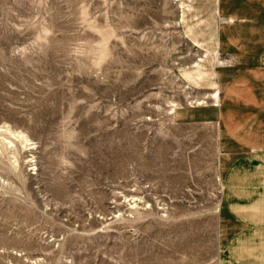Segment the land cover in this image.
Returning a JSON list of instances; mask_svg holds the SVG:
<instances>
[{"label":"rangeland","instance_id":"rangeland-1","mask_svg":"<svg viewBox=\"0 0 264 264\" xmlns=\"http://www.w3.org/2000/svg\"><path fill=\"white\" fill-rule=\"evenodd\" d=\"M183 1L0 0V264L219 263L218 128L175 113L228 57Z\"/></svg>","mask_w":264,"mask_h":264},{"label":"crops","instance_id":"crops-1","mask_svg":"<svg viewBox=\"0 0 264 264\" xmlns=\"http://www.w3.org/2000/svg\"><path fill=\"white\" fill-rule=\"evenodd\" d=\"M206 2L212 8L204 18L200 7ZM183 4L181 22L196 46L206 55L228 57L225 64L214 58L211 66L206 56L183 74L211 92L195 100L202 105L175 113L182 121L218 128L223 186L218 264H264V0Z\"/></svg>","mask_w":264,"mask_h":264},{"label":"bare ground","instance_id":"bare-ground-1","mask_svg":"<svg viewBox=\"0 0 264 264\" xmlns=\"http://www.w3.org/2000/svg\"><path fill=\"white\" fill-rule=\"evenodd\" d=\"M219 60V59H218ZM228 62V61H227ZM219 63L220 64H225L226 62L225 61H221V60H219Z\"/></svg>","mask_w":264,"mask_h":264},{"label":"built area","instance_id":"built-area-1","mask_svg":"<svg viewBox=\"0 0 264 264\" xmlns=\"http://www.w3.org/2000/svg\"><path fill=\"white\" fill-rule=\"evenodd\" d=\"M228 60H226L225 62L227 63Z\"/></svg>","mask_w":264,"mask_h":264}]
</instances>
